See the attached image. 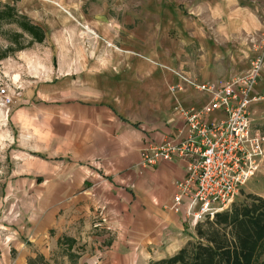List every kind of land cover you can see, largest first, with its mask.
I'll list each match as a JSON object with an SVG mask.
<instances>
[{
  "label": "crops",
  "instance_id": "obj_1",
  "mask_svg": "<svg viewBox=\"0 0 264 264\" xmlns=\"http://www.w3.org/2000/svg\"><path fill=\"white\" fill-rule=\"evenodd\" d=\"M254 1L216 0L196 6L201 15L137 19V50L115 48L114 58L74 68L71 82L13 104L9 125L23 133L12 142L25 149L12 153L4 185L48 207L29 225L19 218L18 232L8 233L15 258L0 236V264H27L39 255L49 261L65 246L79 256L77 264H149L193 240L194 228L169 210L185 162L142 167L140 153L150 143L178 142L185 131L178 109L211 101L181 78L224 85L249 68L246 38L264 34V6ZM249 109L252 128L264 121V96ZM2 210L0 202L6 230Z\"/></svg>",
  "mask_w": 264,
  "mask_h": 264
},
{
  "label": "rangeland",
  "instance_id": "obj_2",
  "mask_svg": "<svg viewBox=\"0 0 264 264\" xmlns=\"http://www.w3.org/2000/svg\"><path fill=\"white\" fill-rule=\"evenodd\" d=\"M215 1L0 0V15H3L0 20V85L11 83L15 88L20 87L15 92L19 97L14 99V104L15 107L25 105L26 101L36 97L41 87H56L57 83L71 82L78 75L74 71L78 66L98 65L108 57L114 58L115 48L137 50V38L140 39L136 32L137 19L201 15L197 13V7L212 5ZM256 2L264 6V0H256L252 4L256 5ZM6 8L11 11L12 17L7 16L9 11ZM32 26H36V31L32 33L24 29ZM35 32L41 37L36 38ZM263 40L264 34L260 32L247 36V45L252 54L249 64ZM250 67L251 64L240 75ZM263 96L259 94L257 97ZM12 106L7 121L5 112L0 111V202L8 221L6 230H0V236L1 245L9 244L11 259L17 256V251L11 246L12 239L8 233L18 232L19 218H24L29 225L48 207L46 203H33L30 194H20L10 184L4 185L6 177L7 180L9 177L8 167L15 161L12 153L25 149L21 142H12V137L18 138L23 133V130L9 125ZM252 124L253 131L264 135V121L254 120ZM248 195L264 198V164L261 171L246 182L234 201L244 202ZM56 204L59 207L62 203ZM20 236L17 239L24 241ZM78 257L70 253L66 246L57 247L49 261L39 255L28 260L27 264H77ZM258 259L260 263L263 262L264 249Z\"/></svg>",
  "mask_w": 264,
  "mask_h": 264
},
{
  "label": "built area",
  "instance_id": "obj_3",
  "mask_svg": "<svg viewBox=\"0 0 264 264\" xmlns=\"http://www.w3.org/2000/svg\"><path fill=\"white\" fill-rule=\"evenodd\" d=\"M250 64L245 74L224 85L181 78L197 92L212 95L211 101L199 109H178L185 126L178 142L150 143L140 153L142 167L160 160L185 162L186 174L174 185L169 210L192 228L228 209L246 182L263 167L264 135L252 130L249 106L261 98L253 91L264 69V40ZM11 85H0V111L5 112L6 120L19 97L15 92L20 87ZM216 112L222 116L209 120Z\"/></svg>",
  "mask_w": 264,
  "mask_h": 264
},
{
  "label": "trees",
  "instance_id": "obj_4",
  "mask_svg": "<svg viewBox=\"0 0 264 264\" xmlns=\"http://www.w3.org/2000/svg\"><path fill=\"white\" fill-rule=\"evenodd\" d=\"M10 13L7 16L12 17ZM24 29L32 33L36 31V26ZM34 35L41 37L37 33ZM194 230L193 240L183 248L172 256L150 261L149 264H264V260L260 263L258 259L264 249L262 197L248 195L244 202L234 201L212 219L206 218L198 223Z\"/></svg>",
  "mask_w": 264,
  "mask_h": 264
}]
</instances>
